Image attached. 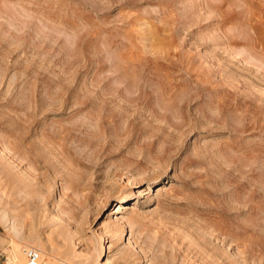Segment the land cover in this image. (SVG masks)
Here are the masks:
<instances>
[{
    "label": "rangeland",
    "instance_id": "1",
    "mask_svg": "<svg viewBox=\"0 0 264 264\" xmlns=\"http://www.w3.org/2000/svg\"><path fill=\"white\" fill-rule=\"evenodd\" d=\"M0 229L52 264H264V0H0Z\"/></svg>",
    "mask_w": 264,
    "mask_h": 264
},
{
    "label": "crops",
    "instance_id": "2",
    "mask_svg": "<svg viewBox=\"0 0 264 264\" xmlns=\"http://www.w3.org/2000/svg\"><path fill=\"white\" fill-rule=\"evenodd\" d=\"M8 238L9 236L5 235L0 229V264H23L25 262L23 250L19 253L18 249L12 245ZM40 264L52 263L41 262Z\"/></svg>",
    "mask_w": 264,
    "mask_h": 264
},
{
    "label": "built area",
    "instance_id": "3",
    "mask_svg": "<svg viewBox=\"0 0 264 264\" xmlns=\"http://www.w3.org/2000/svg\"><path fill=\"white\" fill-rule=\"evenodd\" d=\"M25 262L23 264H40L41 252L34 246H28L23 249Z\"/></svg>",
    "mask_w": 264,
    "mask_h": 264
}]
</instances>
